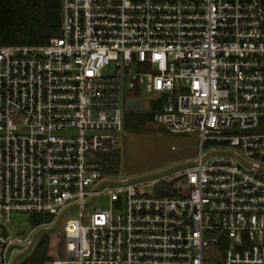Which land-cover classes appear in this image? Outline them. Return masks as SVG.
<instances>
[{"label": "built area", "instance_id": "built-area-1", "mask_svg": "<svg viewBox=\"0 0 264 264\" xmlns=\"http://www.w3.org/2000/svg\"><path fill=\"white\" fill-rule=\"evenodd\" d=\"M59 21L0 44V264L15 213L63 219L48 264H264V0H60ZM136 92L197 155L110 180Z\"/></svg>", "mask_w": 264, "mask_h": 264}, {"label": "rangeland", "instance_id": "rangeland-1", "mask_svg": "<svg viewBox=\"0 0 264 264\" xmlns=\"http://www.w3.org/2000/svg\"><path fill=\"white\" fill-rule=\"evenodd\" d=\"M136 96L142 100L143 106L146 107L145 101L149 95L136 92ZM129 111H132V115L137 118L147 115L148 121L141 130L129 131L123 129L120 139V151L107 168V171L111 174L108 179H151L166 174L195 159L198 144L195 133L168 132L153 122L151 113L146 109H125L123 113H130ZM262 123H264V118ZM143 190L150 193L153 191L151 187H146ZM106 205L107 199L100 197L88 206L86 213L94 208L105 207ZM45 217L51 218L49 215H45ZM33 218L32 215L26 213L11 215L12 227L10 234L20 240L16 241L17 244L7 250L6 256L9 258V264H12L13 261L14 264H26L29 252L35 243L41 239L46 241V254L50 259L61 256L63 219L58 223L55 219L49 226L41 225L33 228ZM45 227L51 228L43 230ZM37 232L38 234L33 243L26 250V245ZM10 250H12L11 253H9ZM48 262H45V264H48Z\"/></svg>", "mask_w": 264, "mask_h": 264}, {"label": "trees", "instance_id": "trees-1", "mask_svg": "<svg viewBox=\"0 0 264 264\" xmlns=\"http://www.w3.org/2000/svg\"><path fill=\"white\" fill-rule=\"evenodd\" d=\"M59 14L60 0H0V44L46 43L50 36L59 32ZM129 112L123 115V129H143L148 116L137 118ZM33 217V227L50 220L45 215ZM46 251V241L39 240L29 252L26 264H45L51 260Z\"/></svg>", "mask_w": 264, "mask_h": 264}, {"label": "water", "instance_id": "water-1", "mask_svg": "<svg viewBox=\"0 0 264 264\" xmlns=\"http://www.w3.org/2000/svg\"><path fill=\"white\" fill-rule=\"evenodd\" d=\"M126 106H127L128 110H141V109H144L143 105L137 99L127 100ZM49 228H51V227H45V228H43V230H46V229H49ZM37 234H38V232L33 236L32 240L30 241V244L34 241V239H35ZM30 244L28 245V247L30 246ZM28 247H26V250L28 249ZM12 264H14V261H13Z\"/></svg>", "mask_w": 264, "mask_h": 264}]
</instances>
